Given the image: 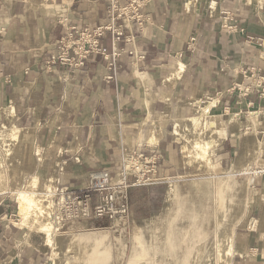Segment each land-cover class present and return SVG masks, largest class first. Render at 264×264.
<instances>
[{
  "label": "crops",
  "instance_id": "obj_1",
  "mask_svg": "<svg viewBox=\"0 0 264 264\" xmlns=\"http://www.w3.org/2000/svg\"><path fill=\"white\" fill-rule=\"evenodd\" d=\"M142 11L143 27L126 29L134 43L113 46L109 34L102 39L116 53L115 73L102 55L81 68L52 62L69 27H95L106 19V0H0V101L60 147L50 178L60 177L70 189L85 187L94 171L109 170L117 179L122 159L139 145L162 154L158 179L180 175L168 128L212 100L219 123L241 122L226 130L221 162L226 145L247 129L264 141V0H148ZM251 110L259 111L255 128L248 125ZM257 166L263 171L250 175L261 204L248 226L260 213L254 230L243 233L246 257L234 264H264V152ZM155 185L131 187V202L133 191L153 195ZM12 201L0 193V264H82L84 249L74 230L55 233L49 244L20 224Z\"/></svg>",
  "mask_w": 264,
  "mask_h": 264
},
{
  "label": "rangeland",
  "instance_id": "obj_2",
  "mask_svg": "<svg viewBox=\"0 0 264 264\" xmlns=\"http://www.w3.org/2000/svg\"><path fill=\"white\" fill-rule=\"evenodd\" d=\"M206 104L198 105L188 115L176 117L174 127L168 128L180 175L161 177L153 195L152 191H133V202L129 195L127 226L107 221L92 230H83L80 226L72 229L84 249L82 264H221L218 242L231 230L239 243L238 254L231 258V264L246 257L243 251L247 236L243 233L248 227L251 230L256 227L260 210L249 226L248 219L252 209L261 204V192L254 187L257 180L250 172L255 168L262 170L257 168L261 159L258 151L264 145L256 139L246 141L239 133L232 145H226V157L221 162L218 156L221 142L231 124L219 123L216 116L215 127H211L212 116L193 121ZM59 153L60 147L51 145L20 122L12 104L0 101V193L13 200L20 224L43 234L49 244L54 240V233L63 234L53 229L50 238L43 230L44 225L50 224L44 210L45 191L58 165ZM21 190L34 194L35 198L31 216L26 220L19 210L17 196ZM252 196L249 207L247 200ZM255 214L256 210L252 215Z\"/></svg>",
  "mask_w": 264,
  "mask_h": 264
},
{
  "label": "built area",
  "instance_id": "obj_3",
  "mask_svg": "<svg viewBox=\"0 0 264 264\" xmlns=\"http://www.w3.org/2000/svg\"><path fill=\"white\" fill-rule=\"evenodd\" d=\"M147 1L106 0V19L94 28L72 26L52 62L82 67L90 56L102 55L116 73V53L109 52L102 38L109 34L113 46L122 40L133 42L132 32L126 34V29L133 24L138 29L143 27L147 19L142 9ZM259 96L264 98V86ZM145 150L139 145L125 156L115 180L109 170L94 171L86 187L70 189L61 184L60 177L50 178L45 201L48 218L55 231H68L99 218H108L127 226L130 219L129 188L154 184L159 180L158 170L163 156ZM60 171H63V167Z\"/></svg>",
  "mask_w": 264,
  "mask_h": 264
},
{
  "label": "bare ground",
  "instance_id": "obj_4",
  "mask_svg": "<svg viewBox=\"0 0 264 264\" xmlns=\"http://www.w3.org/2000/svg\"><path fill=\"white\" fill-rule=\"evenodd\" d=\"M148 2V1H147ZM147 4V3H146ZM146 4H145V6H146ZM144 6V7H145ZM101 23V22H100ZM99 23V24H100ZM98 24V25H99ZM74 26H77V25H74ZM72 27V26H71ZM71 27H69L68 29H67V31H66V33H65V35L60 39V41H59V44H58V52L55 54V55H57L58 53H59V51H60V43H61V41L63 40V38L66 36V34H67V32L69 31V29L71 28ZM78 27V26H77ZM86 27H90V26H86ZM96 27V26H95ZM79 28V27H78ZM92 28H94V27H92ZM79 29H83V28H79ZM134 36V35H133ZM103 39V38H102ZM134 41H135V37H134ZM134 41L132 42V43H134ZM128 43H131V42H128ZM54 55V56H55ZM91 57V56H90ZM53 59V58H52ZM90 59V58H89ZM88 59V60H89ZM87 60V61H88ZM86 61V62H87ZM56 63H59V62H56ZM86 64V63H85ZM63 65V64H62ZM67 66H69V65H67ZM85 66V65H84ZM84 66H82V67H84ZM180 66H182L181 68H183V65H181L180 64ZM70 68H81V67H71V66H69ZM245 89H247V90H249V88H245ZM261 91V90H260ZM215 105H217V100H212V101H210L209 102V104H206V105H204V106H201V110H200V112H199V114H197L196 116H194L193 117V121H198V120H201V119H203V118H206L207 116H212V118H213V120H212V122H211V127H215L216 126V118L214 119V116H213V114H212V109H213V106H215ZM258 112L259 111H255V110H251L249 113H248V115H249V121H248V123H250L251 125H253V124H255V125H257V117H258ZM216 116V115H215ZM220 119H221V117H220ZM222 121H223V119H222ZM224 121H226V120H224ZM228 122V121H227ZM226 122V123H227ZM253 123V124H252ZM259 123V122H258ZM231 124V125H230ZM241 125V122H240V120L238 119V118H232L231 119V121L230 122H228V124L227 125H230L231 127H235L236 125ZM221 125H222V123H221ZM224 125V124H223ZM219 127V126H218ZM228 128L227 129H230L229 128V126H227ZM219 130V129H218ZM219 138V137H218ZM245 139H246V141H249V140H253V139H256L257 141H258V144H260L261 146L262 145H264V141H262V140H260V139H257L256 137H255V131L253 132V131H251V130H249V129H247V131H246V133H245ZM217 145V144H216ZM202 145L201 144H197V147H201ZM206 146H207V143H206ZM208 147V146H207ZM263 150L264 149H259V154H260V156L262 155V153H263ZM207 152H208V150H207ZM190 153V152H189ZM210 161V160H209ZM233 166H231L230 168H232ZM261 171H263V169L262 170H256V172L257 173H261ZM230 174V173H229ZM33 181L35 182V181H37V178H34L33 179ZM37 183V182H36ZM88 183H89V181H88ZM88 185V184H87ZM86 185V186H87ZM229 185V184H228ZM85 186V187H86ZM227 186V185H226ZM250 187V186H249ZM130 189V188H129ZM250 189V188H249ZM227 193V192H226ZM36 195V194H35ZM128 197H129V190H128ZM17 198H18V202H19V210H20V214H21V216L23 217V219L24 220H26L28 217H30L31 216V214H30V209H31V207H32V205H33V203H35V198H34V194H32V193H29V192H27V191H24V190H21V191H19L18 192V196H17ZM252 198H253V196L251 197V198H249L248 199V197H247V204H248V206L250 207V205H251V202H252ZM46 195H45V199H44V203H45V214H46V217H47V220H49L48 222L51 224H47V225H44L43 226V230H45L46 232H47V235H48V237L50 236V235H52V231H53V227H52V225H53V223L51 222V220L48 218V212H47V203H46ZM233 200V199H232ZM231 200V201H232ZM225 203V202H224ZM179 206V205H178ZM178 206H177V208H178ZM224 206H225V204H224ZM224 206H222V207H224ZM248 207V208H249ZM40 208V207H39ZM221 209V208H220ZM246 210V209H245ZM38 211V210H37ZM42 212V211H41ZM178 212V211H177ZM245 212V211H244ZM44 213V212H43ZM29 214H30V216H29ZM224 214V213H223ZM223 214H221V215H223ZM45 216V215H44ZM223 216H225V215H223ZM224 218V217H223ZM99 219H104V220H107V221H110V222H115V221H112V220H110V219H108V218H99ZM99 219H95L94 221H96V220H99ZM220 219V218H219ZM222 220V219H221ZM94 221H92V222H94ZM220 221V220H219ZM84 224H86V223H84ZM82 225V224H81ZM234 226V225H233ZM236 227V226H235ZM75 228H78V227H75ZM219 228V227H218ZM68 231H70V229L68 230ZM67 230H65V231H63V232H61V233H67L68 232ZM58 232V231H57ZM54 233V232H53ZM55 234V233H54ZM218 234V233H217ZM222 234V233H221ZM224 234V233H223ZM169 235V234H168ZM54 237V236H53ZM235 232H234V230H231V233H227V234H225V235H223L220 239H219V242H218V251H219V260H220V262H221V264H231V262H232V260H231V258L235 255V254H238V246H239V243H237V240L235 239ZM50 238H51V236H50ZM83 238V237H82ZM89 238V237H88ZM50 240V239H49ZM52 240V239H51ZM50 240V241H51ZM170 240V239H169ZM236 240V241H235ZM76 241V240H75ZM57 242V241H56ZM59 242V241H58ZM168 242V241H167ZM148 245V244H147ZM147 245H145V246H147ZM149 246V245H148ZM153 254V253H152ZM218 255V254H217ZM175 260V259H174ZM218 262V261H217ZM152 263V262H151Z\"/></svg>",
  "mask_w": 264,
  "mask_h": 264
}]
</instances>
